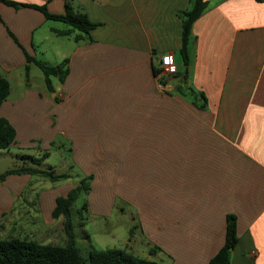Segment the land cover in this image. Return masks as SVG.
I'll use <instances>...</instances> for the list:
<instances>
[{"label": "crops", "instance_id": "obj_1", "mask_svg": "<svg viewBox=\"0 0 264 264\" xmlns=\"http://www.w3.org/2000/svg\"><path fill=\"white\" fill-rule=\"evenodd\" d=\"M14 1L64 12V0ZM70 1L97 23L91 41L57 34L68 26L36 8L0 1V75L9 83L0 116L16 132L8 149L34 148L33 140L58 131L82 174L56 184L5 175L0 238L64 235L65 243L55 198L91 174L86 210L110 215L118 202L136 212L146 252L158 248L159 264H207L224 243L229 214L230 264H264V0H206L193 22L184 86L203 92V110L174 91L181 75L161 84L153 72L166 52L182 70L179 12L190 0ZM19 45L37 59L50 51L48 64L67 60L63 82L52 80L55 92L34 62L25 77ZM76 211L72 204L74 224Z\"/></svg>", "mask_w": 264, "mask_h": 264}, {"label": "trees", "instance_id": "obj_2", "mask_svg": "<svg viewBox=\"0 0 264 264\" xmlns=\"http://www.w3.org/2000/svg\"><path fill=\"white\" fill-rule=\"evenodd\" d=\"M3 3L14 8L29 6L40 10L46 19L58 20L64 22L68 27L63 30H55L59 35H65L75 32V40L91 41L90 29L97 23L88 19L86 14L79 8H76L70 0H64V12L62 14H51L46 10L44 4H27L14 0H0ZM263 1V0H257ZM207 5L206 0H190L189 8L179 12L182 18L181 46L179 54L181 56L182 70H176L172 75H162L159 78L161 84H166L168 79L181 75L180 80L174 85V91L181 96H190V102L198 109H205L206 97L202 91L192 89L190 86H184L187 80L188 66L190 63L189 40L191 38V27ZM15 39V38H14ZM16 40V39H15ZM20 46V45H19ZM21 47V46H20ZM22 48V47H21ZM25 55V77H28V63L34 62L42 72L45 87L49 92H55L52 80L56 78L59 83L63 82L68 68L67 60L57 64H48L39 59L30 56L23 48ZM159 67L155 66L153 72L159 73ZM9 94V83L6 78L0 75V105ZM58 100L57 96H54ZM15 128L0 116V149H8L15 143ZM48 152H43L42 157L47 156ZM21 158L29 157L33 165H24L18 168L7 169L0 173V180L5 175L14 173H29L47 177L55 182L60 179H66V174H54L49 170H41L38 160L34 156L21 154ZM91 174L83 175L77 185L72 187L65 196L55 198V206L52 210V216L63 218V232L66 237L64 244L40 243L34 240L18 237L0 238V264H159L154 260L137 256L125 248H106L92 249L87 255H82L75 241V224L71 215V206L79 193L82 191L87 194L90 190ZM84 201L82 208H85ZM236 241L235 221L233 215L226 216L225 239L223 245L212 256L207 264H230V252ZM154 246L149 250L150 253L157 251Z\"/></svg>", "mask_w": 264, "mask_h": 264}, {"label": "rangeland", "instance_id": "obj_3", "mask_svg": "<svg viewBox=\"0 0 264 264\" xmlns=\"http://www.w3.org/2000/svg\"><path fill=\"white\" fill-rule=\"evenodd\" d=\"M37 57L40 61L49 63L48 61L52 57V55L49 51L48 53L39 54L37 55ZM34 70H36L38 75H42L39 67H36ZM54 127L55 125H53L51 131H53ZM37 135H41V133L37 132ZM45 141L46 143H44ZM48 141L49 140L47 135L42 134L39 139L33 140L35 145L34 148H32V146L30 148L20 149H0V170L6 167L12 168L24 165H33L29 157H20V154L24 153L26 155H31L37 158L39 164L36 166L39 169H51L54 174L67 175L66 179H60L53 183H51L52 181H50L47 177L38 175L39 181H50L51 184H56L63 183L67 181V179H73L74 177H78V175H82L78 171L79 167H71V161L69 160L71 154V151L69 150V147L71 145L70 141L67 140L64 136H61L58 131H56L53 136H51V140L49 141V143ZM43 152H48L47 156H45L44 158L42 157ZM41 187L43 188V186ZM98 192L100 191L98 190ZM93 193L94 195H96L95 190H93ZM87 194L81 191L73 203V208L77 207L76 213H73L76 222V241L77 245L82 251L92 249L99 250L106 248H125L126 250L130 251L131 253L133 252V254L137 256L141 255L148 259L159 261L157 260L158 257L154 254V252L156 251L150 254H147L146 252L147 244H145V240L141 235L140 227L138 224L139 220L137 215L135 214L136 212L131 214L130 211L123 210V205H119L117 202V204L113 205V211L110 215L90 214V212L86 210V206L85 208H82ZM132 210L134 211V209ZM78 212L82 213V216L80 215L79 217ZM78 222H82V224H77ZM84 234H86V236H83ZM33 239L41 242L50 241L55 244L64 243V235H62V240H60V237H58L57 240H42L38 236H34ZM126 244L128 245L127 248Z\"/></svg>", "mask_w": 264, "mask_h": 264}, {"label": "built area", "instance_id": "obj_4", "mask_svg": "<svg viewBox=\"0 0 264 264\" xmlns=\"http://www.w3.org/2000/svg\"><path fill=\"white\" fill-rule=\"evenodd\" d=\"M159 73L157 77H161L162 75H172L177 70V65L175 63L173 54L171 52H166L160 56L159 63Z\"/></svg>", "mask_w": 264, "mask_h": 264}]
</instances>
